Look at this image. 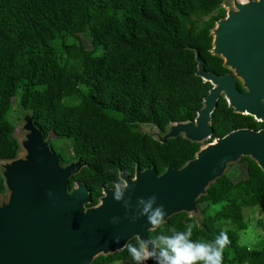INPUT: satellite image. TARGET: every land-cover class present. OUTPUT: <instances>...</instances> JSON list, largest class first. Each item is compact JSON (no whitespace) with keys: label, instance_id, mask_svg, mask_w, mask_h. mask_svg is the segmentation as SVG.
<instances>
[{"label":"trees","instance_id":"obj_1","mask_svg":"<svg viewBox=\"0 0 264 264\" xmlns=\"http://www.w3.org/2000/svg\"><path fill=\"white\" fill-rule=\"evenodd\" d=\"M223 0H0V159L15 156L17 124L12 101L32 111L36 126L57 147L72 153L61 163L85 162L68 179L83 182L90 204L102 188L153 166L180 167L205 143L238 128L263 122L232 112L222 96L211 113V136L202 143L180 136L158 143L138 127L192 120L210 84L194 75L193 49L205 71L227 70L208 49L209 29L223 17ZM86 41L87 46L84 44ZM240 88L239 82H236ZM241 170L215 179L196 202L200 221L174 214L147 232L156 250L161 238L193 226V240L212 241L226 231L231 243L223 264H264V224L256 247L238 243L245 229L242 208L264 204V172L248 157ZM4 187L0 177V194ZM264 207V205H263ZM127 243L138 245L136 238ZM137 264L127 248L96 256L90 264Z\"/></svg>","mask_w":264,"mask_h":264},{"label":"water","instance_id":"obj_2","mask_svg":"<svg viewBox=\"0 0 264 264\" xmlns=\"http://www.w3.org/2000/svg\"><path fill=\"white\" fill-rule=\"evenodd\" d=\"M221 5L225 13L209 29L208 52L220 58L228 72L205 71L193 49L194 75L210 88L192 120L169 122L164 130L153 123L143 124V132L158 143L177 136L194 143L207 140L212 134L211 113L220 96L232 112L264 123V0H230ZM15 116L12 134L18 149L14 157L0 159L4 187L0 194V264H90L96 256L119 252L132 238L146 242L155 253L154 259L143 264H159L160 251L147 238V232L157 226L152 227L141 215V199L147 202L156 197L152 208L163 205L162 223L180 212L199 222L196 200L224 174L228 164L248 157L264 172V127L238 128L203 144L178 168L166 166L157 173L153 166L139 169L135 164L131 177L118 170V180L124 177L131 185L123 200L113 198L114 187L102 188L97 202L89 205L83 182L73 181L68 187V179L85 162L77 156L61 163L34 123L32 111L18 104Z\"/></svg>","mask_w":264,"mask_h":264},{"label":"clouds","instance_id":"obj_3","mask_svg":"<svg viewBox=\"0 0 264 264\" xmlns=\"http://www.w3.org/2000/svg\"><path fill=\"white\" fill-rule=\"evenodd\" d=\"M130 186L128 180L123 177L114 185L113 198L117 202L123 200L125 191ZM155 199L153 196L147 202L143 199L139 201L143 205L141 215L147 218L152 227L160 225L165 215L163 205L152 208ZM192 236L193 226H189L185 231H177L171 236L162 237L164 247L160 249L162 259L159 264H223L224 249L231 243L226 231H221L212 241L193 240ZM119 240L120 237L117 236L115 242L119 243ZM125 247L137 264L155 258V253L148 250L146 242H139L138 245L126 243Z\"/></svg>","mask_w":264,"mask_h":264},{"label":"rangeland","instance_id":"obj_4","mask_svg":"<svg viewBox=\"0 0 264 264\" xmlns=\"http://www.w3.org/2000/svg\"><path fill=\"white\" fill-rule=\"evenodd\" d=\"M225 2H230V0H223ZM84 44L87 46L86 41H84ZM17 106L14 100L12 101V109L17 111ZM15 111V113H16ZM140 130L145 131L146 127L145 125H140L138 127ZM65 142L60 143L57 147L64 153L68 154V144ZM204 142V141H203ZM202 142V144H203ZM244 167V162H235L231 166H227L228 172H232L235 169L241 170ZM264 203V199L262 200ZM264 205V204H263ZM262 204H259L257 206L252 207H244L242 208V214L244 217V220L246 221V227L243 230H240L237 232L238 236V243L240 245L251 247H256L257 243L260 242L261 239V226L259 225V222L264 224V207ZM114 264H127L124 262H115Z\"/></svg>","mask_w":264,"mask_h":264},{"label":"flooded vegetation","instance_id":"obj_5","mask_svg":"<svg viewBox=\"0 0 264 264\" xmlns=\"http://www.w3.org/2000/svg\"><path fill=\"white\" fill-rule=\"evenodd\" d=\"M227 70V69H226ZM228 72V70L226 71V72H224V73H227ZM224 73H222V74H224ZM219 75H221V74H219ZM236 82H238V81H236ZM236 86H237V84H236ZM241 88V87H240ZM240 91H243V89L241 88V89H239ZM258 122V121H257ZM49 140V139H48ZM49 142H51L50 140H49ZM66 143L68 144V149H69V152L70 153H72V151H71V147H70V144H69V142L68 141H66ZM50 148H51V150L54 152V153H57L58 154V152H57V150L58 151H61L58 147H51V144H50ZM62 152V151H61ZM59 155V154H58ZM74 159V158H73ZM73 159H71V160H73ZM131 177V176H130ZM117 182H115L114 183V185L116 184ZM114 185H113V187H114Z\"/></svg>","mask_w":264,"mask_h":264}]
</instances>
